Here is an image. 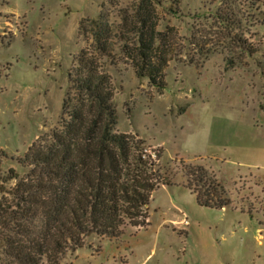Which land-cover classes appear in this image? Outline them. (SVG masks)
<instances>
[{"label": "rangeland", "instance_id": "rangeland-1", "mask_svg": "<svg viewBox=\"0 0 264 264\" xmlns=\"http://www.w3.org/2000/svg\"><path fill=\"white\" fill-rule=\"evenodd\" d=\"M139 1L0 0L4 170L26 173L19 158L59 125L68 70L86 44L80 22L103 17L118 25ZM221 1L161 0L159 27L173 25L184 38L192 31L210 38L219 30L213 15ZM261 10L264 18V4ZM246 24L241 32L257 52L237 55L209 41L208 57L192 62L196 47L184 40L161 91L137 76L115 44V57L104 66L115 85L116 129L137 133L160 149L171 183L153 191L146 226L124 224L113 237L93 233L62 264H264V23ZM226 55L234 60L230 65ZM187 163L213 171L230 204H198L186 186Z\"/></svg>", "mask_w": 264, "mask_h": 264}, {"label": "trees", "instance_id": "trees-1", "mask_svg": "<svg viewBox=\"0 0 264 264\" xmlns=\"http://www.w3.org/2000/svg\"><path fill=\"white\" fill-rule=\"evenodd\" d=\"M160 3L140 0L118 25L103 17L80 22L86 44L68 70L59 125L19 158L28 167L26 173L4 170L0 160L3 264H62L65 254L82 247L93 233L113 237L124 224L146 226L153 191L171 183L160 165V149L151 148L137 133L116 129L115 85L104 66L114 59L116 43L137 76L147 77L160 91L184 40L196 47L192 62L208 57L209 41L237 55L258 51L241 31L243 20L247 26L264 23V0H222L213 15L219 30L210 38L194 31L184 38L173 25L161 29ZM225 61L230 65L234 60L226 55ZM184 170L198 204L220 209L230 204L213 171L193 163L184 164Z\"/></svg>", "mask_w": 264, "mask_h": 264}]
</instances>
